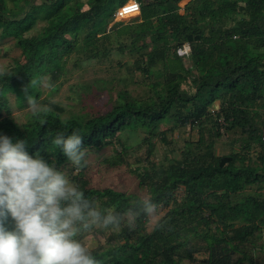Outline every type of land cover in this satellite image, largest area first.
Segmentation results:
<instances>
[{"label": "trees", "instance_id": "obj_1", "mask_svg": "<svg viewBox=\"0 0 264 264\" xmlns=\"http://www.w3.org/2000/svg\"><path fill=\"white\" fill-rule=\"evenodd\" d=\"M35 1L0 0V39L14 40L23 58L0 72V131L28 138L29 154L40 152L61 168L68 161L48 140L77 128L88 151L120 143L117 162L130 168L127 142L133 135L144 134L139 145L152 146L153 138L167 142V132H157L162 123L198 130L197 140L185 141L169 163L155 162L147 150L146 163L134 172L166 213L152 231L143 214L134 227L122 225L109 237L116 243L94 250L100 264H253L243 246L264 239V0H190L183 13L184 0H87L85 11L82 0ZM130 1L140 3V20L115 22L117 10ZM125 23L130 25L119 29ZM39 24L37 34L27 35ZM146 38L149 43H142ZM106 41L135 57L153 89L148 99L119 91L110 111L91 118H63L64 109L53 103L42 114L30 112L25 125L11 116L10 95L24 108L28 86L39 100L42 88L31 81L48 75L57 80L74 54L107 56ZM185 44L191 51L181 56ZM226 132L235 136L231 150L217 154L215 138ZM74 180L101 208L124 213L140 199L91 187L82 172ZM253 186L256 193H246ZM258 249L264 252L263 242Z\"/></svg>", "mask_w": 264, "mask_h": 264}, {"label": "clouds", "instance_id": "obj_2", "mask_svg": "<svg viewBox=\"0 0 264 264\" xmlns=\"http://www.w3.org/2000/svg\"><path fill=\"white\" fill-rule=\"evenodd\" d=\"M39 84L52 89L55 82L41 77ZM25 110L39 115L50 110L29 87L24 90ZM57 131L48 141L55 153L62 152L74 169L87 166L88 148L82 133ZM28 138H13L0 131V264H100L95 252L85 244L83 233L104 229L116 232L123 222L131 225L144 215L156 213L157 202L141 195L126 212L101 208L71 179L66 169L50 163L40 152L29 154ZM47 151L55 154L53 151Z\"/></svg>", "mask_w": 264, "mask_h": 264}, {"label": "rangeland", "instance_id": "obj_3", "mask_svg": "<svg viewBox=\"0 0 264 264\" xmlns=\"http://www.w3.org/2000/svg\"><path fill=\"white\" fill-rule=\"evenodd\" d=\"M36 4H40L39 0L35 1ZM190 2V0H184L180 3L181 12ZM87 0H82L81 9L83 11L88 9L86 4ZM121 1L117 2L120 5ZM140 14L135 15L125 21H138L140 20ZM137 20H136V19ZM232 21L230 24H233ZM42 24H39L34 30L27 35H35L39 32ZM129 23L118 24L119 29H125ZM113 41L119 40L115 29L111 30ZM149 38H146L142 43H149ZM106 47L110 50L107 56H99L98 58H89L84 55L80 57L71 55V58L67 60L66 71L55 82V87L48 89L41 86L42 95L39 101L42 104H57L62 107L63 118H72L75 115L83 116L84 118H91L99 115H104L112 109L117 101V93L119 91L127 92L131 98H143L148 99L153 94L151 85L146 83L140 71L137 69L135 63V57L127 54H119L116 47L109 41H106ZM102 50L101 48L99 49ZM21 50L15 46L14 40H2L0 39V72L6 71L15 59L23 61ZM177 61V60H175ZM188 64V63H187ZM158 69H163L160 65ZM47 77L52 78L48 75ZM157 78L153 77L152 82ZM161 81L163 79L160 78ZM11 103V116L20 124L25 125L30 120V112L25 108L19 107L15 100V96L10 95ZM27 107V106H26ZM175 129V131H170ZM167 132V142H164L160 137L152 139V146L145 144L140 146L139 142L144 137V134L138 133L130 138L127 142L132 146L127 152L126 160L130 164V168L126 167L123 163L117 162V151L122 148L118 143L115 147H106L99 151H88L87 159L88 164L82 169H74L67 162L60 169H66L70 178L74 179L82 172L83 177L90 183L91 187L104 189L111 187L117 191L126 192L128 194L148 195L147 189L142 187L139 182L138 176L134 170L139 165L144 166L146 163L147 150L152 149V160L157 163H169L171 159L180 152L183 148L185 141H195L198 138V130H192L189 127H176L175 124L170 121L162 123L159 131ZM212 134H214L212 132ZM210 134L208 133V136ZM215 137V136H214ZM235 136L232 133H225L220 138H215L217 141V154H227L231 150L232 141ZM126 137H122V142H126ZM239 147V146H238ZM237 147V148H238ZM142 161V164L140 162ZM246 193H256V186L249 187ZM264 194V190L261 192ZM182 192H178V197L181 198ZM166 213L165 209H158L152 218L149 219L147 228L152 231L154 226L158 223L160 218ZM128 224L126 221L122 225ZM132 227L135 223L133 222ZM119 231L112 232L104 229H96L94 231L83 233L81 236L82 241L88 245L91 250H99L102 247H107L109 244H114V241L108 242L110 235L119 233ZM264 239H255L256 246L251 245L243 246V249L251 252L254 255L253 264H264V252L258 249L259 244ZM248 246V247H247ZM250 264V263H247Z\"/></svg>", "mask_w": 264, "mask_h": 264}, {"label": "built area", "instance_id": "obj_4", "mask_svg": "<svg viewBox=\"0 0 264 264\" xmlns=\"http://www.w3.org/2000/svg\"><path fill=\"white\" fill-rule=\"evenodd\" d=\"M141 13V5L137 1H130L120 7L115 14V22L125 21ZM191 51L189 44H185L182 49L179 50V55H187Z\"/></svg>", "mask_w": 264, "mask_h": 264}]
</instances>
